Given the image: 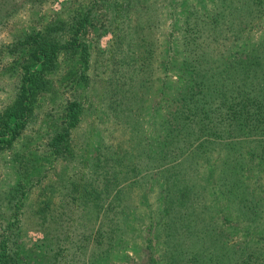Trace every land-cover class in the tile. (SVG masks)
<instances>
[{
    "label": "trees",
    "instance_id": "16d2710c",
    "mask_svg": "<svg viewBox=\"0 0 264 264\" xmlns=\"http://www.w3.org/2000/svg\"><path fill=\"white\" fill-rule=\"evenodd\" d=\"M207 1L173 20L176 33H159L160 19L147 10L140 25L133 21L118 37L119 45L127 44L125 57L131 60L123 77L124 91L130 94L123 97L125 103L117 98V107H110L120 123L130 126L128 145L121 149V159L101 160L88 178L82 174L71 182V191L63 195L67 201L57 206L59 214L42 216L53 227L48 226L53 238L46 264H126L118 255L138 239L145 241L150 264H250L252 259L258 264L264 250L249 254L246 241L229 242L233 227L247 236L264 225L263 189L250 178L264 171V39L250 40L249 33L262 27L264 0ZM90 17L91 10L80 18L74 15L71 25L84 27ZM60 27L32 41L40 67L33 72L27 68L22 99L27 83L29 90L34 88V76L54 69L61 54L74 53L75 40L65 43L55 36ZM81 46L88 57V45ZM158 64L164 75L154 93L159 99L154 101V136L148 142L141 120L146 97H140L138 105L135 90L153 79H140L134 72L145 68L151 77ZM119 89L113 94L120 95ZM24 102L0 117V150L25 126L22 113L29 108ZM78 109L76 101L68 103L66 126L53 138L54 148L77 126ZM148 187H158L156 207L147 206L129 224L131 190H138L141 202L149 196V191L143 192ZM14 224L4 228L10 234L0 241V264L19 263ZM60 229L64 237L57 234ZM71 229L78 239L68 236ZM88 229L89 234L80 235ZM62 241L78 254L60 257Z\"/></svg>",
    "mask_w": 264,
    "mask_h": 264
},
{
    "label": "rangeland",
    "instance_id": "374dc122",
    "mask_svg": "<svg viewBox=\"0 0 264 264\" xmlns=\"http://www.w3.org/2000/svg\"><path fill=\"white\" fill-rule=\"evenodd\" d=\"M199 3L201 0H0V117L16 109L20 100H25L23 104L29 108L27 113H22L23 129L11 145L0 150V241L10 234V230L6 232L4 228L15 223L11 229L15 235L18 264H46V251L53 238L50 228L53 227L42 220V216L59 214L57 206L67 201L63 195L71 191V182L76 183L82 174L88 178L93 165H101V160L121 159V149L128 145L129 131L126 129L130 126L120 123L110 107H117V98L122 100L130 94L124 91L123 77L128 69L125 64L131 60L125 57L127 44L119 45L118 37L129 31L133 21L140 25L147 10H152L160 19L159 33H176L177 27H171L173 20L184 17ZM88 10H91V17L86 26L71 25L74 15L80 18ZM62 22L64 25L60 27ZM54 26L60 27L55 36L61 42L75 40L74 53L61 54L54 69L34 76V88L29 90L31 84L27 83L22 99L27 68L33 72L40 67L33 56L36 46L31 43L38 38L37 34ZM249 33L250 40L264 39V22L262 27H255ZM85 44L88 45V57L82 52L81 45ZM157 67L151 77L145 68L142 73L134 72L140 79H153L144 89L139 85L135 90L138 105L141 104L140 97H146L143 98L141 120L145 121L148 142L154 136L151 121L153 113L155 115L154 101L159 99L154 93L164 75L162 66L158 64ZM117 88L122 91L120 95L113 94ZM71 101L79 105V122L56 149L51 143L66 126L67 106ZM122 101L121 104L126 102L125 99ZM161 107L160 112H165V104ZM250 178L263 189L260 193L264 200V171L252 174ZM157 188L153 191L152 187L145 189L144 194L149 191V196L141 202L137 198L138 190H131L133 202L129 205L132 210L129 224L144 213L147 206L156 207ZM84 217L89 223L90 216ZM15 220L18 221L13 222ZM238 231L234 227L231 229L233 238L229 244L240 245L244 240L249 254L251 250H264V238H258L264 235V225L261 230H251L247 236L243 230ZM81 232L80 235H87L89 229ZM64 233L60 229L57 234L64 237ZM75 233L77 231L71 229L68 236L72 240L78 239ZM144 243L138 239L129 244L118 259L122 263L126 260V264H150ZM60 247V257L71 259L78 254L64 241ZM253 261L249 260L250 264ZM257 262L264 264V254Z\"/></svg>",
    "mask_w": 264,
    "mask_h": 264
}]
</instances>
